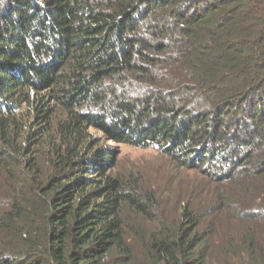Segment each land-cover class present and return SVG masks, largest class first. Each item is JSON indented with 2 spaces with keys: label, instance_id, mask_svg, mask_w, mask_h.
<instances>
[{
  "label": "trees",
  "instance_id": "16d2710c",
  "mask_svg": "<svg viewBox=\"0 0 264 264\" xmlns=\"http://www.w3.org/2000/svg\"><path fill=\"white\" fill-rule=\"evenodd\" d=\"M0 264H264V0H0Z\"/></svg>",
  "mask_w": 264,
  "mask_h": 264
},
{
  "label": "rangeland",
  "instance_id": "374dc122",
  "mask_svg": "<svg viewBox=\"0 0 264 264\" xmlns=\"http://www.w3.org/2000/svg\"><path fill=\"white\" fill-rule=\"evenodd\" d=\"M120 149L118 170L126 176L130 173L139 176L143 187L156 192L165 212L178 213L189 198L205 201L215 188L214 184L205 183L204 172L180 168L176 161L157 149L129 145Z\"/></svg>",
  "mask_w": 264,
  "mask_h": 264
}]
</instances>
